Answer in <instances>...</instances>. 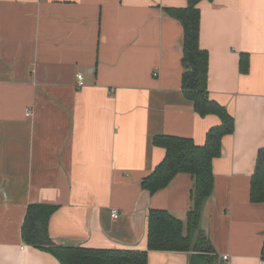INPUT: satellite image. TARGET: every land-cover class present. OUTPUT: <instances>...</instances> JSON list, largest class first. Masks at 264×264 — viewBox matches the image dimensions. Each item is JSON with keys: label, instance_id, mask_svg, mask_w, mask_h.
<instances>
[{"label": "crops", "instance_id": "0c3cea01", "mask_svg": "<svg viewBox=\"0 0 264 264\" xmlns=\"http://www.w3.org/2000/svg\"><path fill=\"white\" fill-rule=\"evenodd\" d=\"M187 5L0 0V264H61L23 237L35 203L58 206L48 228L63 246L144 250L151 209L186 222L190 173L154 194L142 180L166 155L156 136L203 145L221 122L194 111L182 88L184 28L166 9ZM198 8L210 98L235 119L212 161L201 227L218 262L264 264V202L250 198L264 147V0H201ZM190 255L153 250L148 264H190Z\"/></svg>", "mask_w": 264, "mask_h": 264}, {"label": "trees", "instance_id": "16d2710c", "mask_svg": "<svg viewBox=\"0 0 264 264\" xmlns=\"http://www.w3.org/2000/svg\"><path fill=\"white\" fill-rule=\"evenodd\" d=\"M201 0H188L186 7L168 8L167 13L180 21L184 28L182 64L187 69L182 88L193 102L194 111L201 116L216 114L220 123L209 129L203 145L194 139L173 135H158L156 145L166 149L164 160L142 180L144 189L154 194L166 187L181 172L193 177L192 207L186 222L167 210L151 209L149 213L148 244L144 250L89 248L58 245L49 233V221L57 205L31 204L26 215L23 237L58 258L61 264H148L149 252L187 251L190 264H219L213 245L201 227L206 200L212 194L214 173L212 161L221 154L222 138L234 131L235 119L227 108L210 98L208 89L209 52L200 46ZM240 69L249 70L248 55L242 53ZM250 198L264 202V147L259 149L255 172L251 179ZM264 255V246H263Z\"/></svg>", "mask_w": 264, "mask_h": 264}, {"label": "built area", "instance_id": "2783aa9c", "mask_svg": "<svg viewBox=\"0 0 264 264\" xmlns=\"http://www.w3.org/2000/svg\"><path fill=\"white\" fill-rule=\"evenodd\" d=\"M84 85V76L82 74H78V86L82 87ZM113 217H117L118 216V212L115 210L112 213ZM229 258L228 255L224 256V260L226 261Z\"/></svg>", "mask_w": 264, "mask_h": 264}, {"label": "water", "instance_id": "95a60500", "mask_svg": "<svg viewBox=\"0 0 264 264\" xmlns=\"http://www.w3.org/2000/svg\"><path fill=\"white\" fill-rule=\"evenodd\" d=\"M219 264H228L223 257L219 259Z\"/></svg>", "mask_w": 264, "mask_h": 264}]
</instances>
